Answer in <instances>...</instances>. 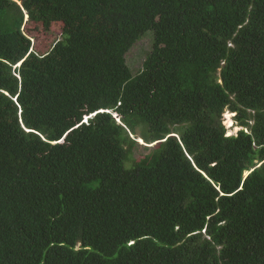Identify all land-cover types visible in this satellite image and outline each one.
<instances>
[{
	"label": "trees",
	"instance_id": "obj_1",
	"mask_svg": "<svg viewBox=\"0 0 264 264\" xmlns=\"http://www.w3.org/2000/svg\"><path fill=\"white\" fill-rule=\"evenodd\" d=\"M0 264H264V0H0Z\"/></svg>",
	"mask_w": 264,
	"mask_h": 264
},
{
	"label": "rangeland",
	"instance_id": "obj_2",
	"mask_svg": "<svg viewBox=\"0 0 264 264\" xmlns=\"http://www.w3.org/2000/svg\"><path fill=\"white\" fill-rule=\"evenodd\" d=\"M62 31H63L62 25H55L53 27V30L48 34H45L42 31V29L39 28L38 33L34 35L33 38H30L32 40L33 51L39 52L40 54H45L49 52L52 49V47L55 45V43L62 39ZM152 47H153V37L147 35L146 37L141 39L127 54L126 56L127 63L131 68L133 74L136 75L142 70L143 62L151 52ZM229 114L231 116L230 118L232 121L231 127H229L228 125ZM116 118L119 121V117L116 116ZM222 121L227 129V136L237 135L238 132L241 130V128L238 127V123L236 121V113H232L231 111L226 110L223 115ZM176 128H179V126H176ZM138 133L140 136L145 135V131L143 130L142 127L138 128ZM137 141L138 144L139 143L140 144L135 145L134 150L130 152V154H128L126 166L134 165V163H136L138 160H141L145 158L148 154H150L152 150V148H146V147H153L152 144H146L142 139H137ZM141 145L144 146L141 147ZM246 176H248V173H246Z\"/></svg>",
	"mask_w": 264,
	"mask_h": 264
},
{
	"label": "snow or ice",
	"instance_id": "obj_3",
	"mask_svg": "<svg viewBox=\"0 0 264 264\" xmlns=\"http://www.w3.org/2000/svg\"><path fill=\"white\" fill-rule=\"evenodd\" d=\"M21 63H23V61H21ZM101 112H104V111H107L106 109H101L100 110ZM93 115H96V113H93ZM87 117H85V122H87ZM117 122H119V121H117ZM77 126H79V125H77ZM26 131H29V129H25ZM37 135H39V133H37ZM42 139H43V137H41ZM52 143H61V141H59V140H54V141H52ZM141 143H142V141H141Z\"/></svg>",
	"mask_w": 264,
	"mask_h": 264
},
{
	"label": "bare ground",
	"instance_id": "obj_4",
	"mask_svg": "<svg viewBox=\"0 0 264 264\" xmlns=\"http://www.w3.org/2000/svg\"><path fill=\"white\" fill-rule=\"evenodd\" d=\"M231 116H230V114L228 115V118H229V122H228V125H229V127H231L232 126V121H231V118H230Z\"/></svg>",
	"mask_w": 264,
	"mask_h": 264
},
{
	"label": "clouds",
	"instance_id": "obj_5",
	"mask_svg": "<svg viewBox=\"0 0 264 264\" xmlns=\"http://www.w3.org/2000/svg\"><path fill=\"white\" fill-rule=\"evenodd\" d=\"M27 18H28V17H27ZM27 20H28V19H27ZM87 118H88V119H87V122H88V120H89L90 117H87ZM115 118H116V116H115ZM84 122H85V120H84ZM87 122H85V123H87Z\"/></svg>",
	"mask_w": 264,
	"mask_h": 264
},
{
	"label": "water",
	"instance_id": "obj_6",
	"mask_svg": "<svg viewBox=\"0 0 264 264\" xmlns=\"http://www.w3.org/2000/svg\"><path fill=\"white\" fill-rule=\"evenodd\" d=\"M19 5H21V4L19 3Z\"/></svg>",
	"mask_w": 264,
	"mask_h": 264
}]
</instances>
